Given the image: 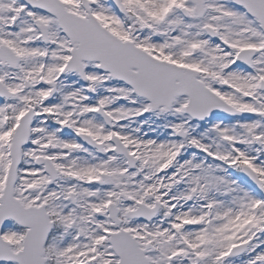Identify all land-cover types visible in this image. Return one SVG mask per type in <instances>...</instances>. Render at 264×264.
I'll return each instance as SVG.
<instances>
[{
    "label": "snow or ice",
    "instance_id": "snow-or-ice-1",
    "mask_svg": "<svg viewBox=\"0 0 264 264\" xmlns=\"http://www.w3.org/2000/svg\"><path fill=\"white\" fill-rule=\"evenodd\" d=\"M0 264H264V0H0Z\"/></svg>",
    "mask_w": 264,
    "mask_h": 264
}]
</instances>
